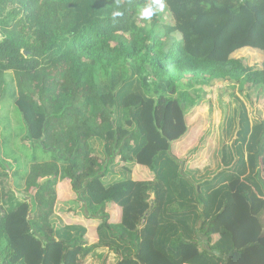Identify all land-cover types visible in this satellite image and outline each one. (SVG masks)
<instances>
[{
    "label": "trees",
    "instance_id": "16d2710c",
    "mask_svg": "<svg viewBox=\"0 0 264 264\" xmlns=\"http://www.w3.org/2000/svg\"><path fill=\"white\" fill-rule=\"evenodd\" d=\"M165 4L172 23L141 15L153 0H0V102L14 99L38 149L12 160L0 135V264H81L96 248L130 264H264V112L247 90L264 86V0ZM222 82L235 89L199 117L215 127L181 158L176 105L198 112ZM83 204L101 220L95 245L65 218ZM110 204L133 239L114 233Z\"/></svg>",
    "mask_w": 264,
    "mask_h": 264
},
{
    "label": "rangeland",
    "instance_id": "374dc122",
    "mask_svg": "<svg viewBox=\"0 0 264 264\" xmlns=\"http://www.w3.org/2000/svg\"><path fill=\"white\" fill-rule=\"evenodd\" d=\"M162 12L166 18V21L172 23V14L169 12V15L165 9ZM237 55L244 57L247 63L250 61L253 62V60H255V58L253 59V56L250 55L246 49L242 50ZM215 85H217L218 88H216V90H209L210 92L208 93V96L210 95V97L208 99V96H206V99H208L206 102H209L213 106L216 104L217 107L218 102L221 99H228L226 97L227 92L235 88H231V84L229 82L217 83ZM247 90L249 92L248 98L250 99L251 109H256L254 106V104H256L258 106L257 108L262 113L264 111V87H254L250 85L247 86ZM175 108L178 110L182 119L184 114L187 113L186 119L188 123L186 124L184 119L181 121V124L180 121L176 122V127L178 130H176L177 136L176 141L174 142L173 151L179 153L180 157L183 159H190L193 158V156H197V154L200 152V147H202L203 144L202 138L208 130L215 127V122H213V119H210L208 122H203L199 119V117H206L208 119L210 118V113H208L209 109L206 110L205 107L198 112L196 110L192 112V108L183 101L180 103V105H176ZM23 126V118L14 99L6 97L2 102H0V135L3 148L8 151L9 156L15 161L16 159L21 160L23 156L25 161L31 160L33 157H36V151H38V149L36 150V148L33 147V145H36L33 144V142H29L27 144L21 140L23 134H20L19 132ZM169 128L170 125L168 122L165 126V131H169ZM193 139L196 142L191 144ZM194 145H196L195 147L198 148H194ZM39 155H43L42 148H40ZM119 227V231L122 233L125 228L122 226Z\"/></svg>",
    "mask_w": 264,
    "mask_h": 264
},
{
    "label": "crops",
    "instance_id": "0c3cea01",
    "mask_svg": "<svg viewBox=\"0 0 264 264\" xmlns=\"http://www.w3.org/2000/svg\"><path fill=\"white\" fill-rule=\"evenodd\" d=\"M264 87V86H262ZM218 87H211V88H205L206 92L204 94L205 100L202 101L200 104H202L203 108L209 109L211 107V104L209 102H206L210 95L208 96V93L210 92L209 90H216ZM220 88V87H219ZM249 93V92H248ZM208 96V99H206ZM199 105L197 106H190L192 108V112L197 110ZM220 106V101L218 102V106L216 107V104H214V108H219ZM255 107H258L256 104H254ZM261 106V105H260ZM190 108V109H191ZM264 110V109H263ZM264 112V111H263ZM174 138L173 140H175ZM180 156V155H178ZM194 157V156H193ZM261 170H262V176L264 178V158L262 159V164H261ZM135 176L138 180H144V179H152L153 175L148 169H144L140 166H137L135 169ZM73 193V189L70 186L69 183L67 184H60L58 185V200L59 201H65L68 200L69 196H71ZM22 197V195L20 194ZM84 207V204H83ZM109 215H110V223H112L113 230L115 231L114 233L119 234V235H124L126 238H132L133 234L130 233L129 231L127 232L124 230L122 233L119 231V226L120 224V218H121V209L119 208L118 205H109ZM236 211V206H230L227 208L219 217L218 221L212 228V235L217 236L219 232V227L218 225L224 223L228 218H230ZM86 210L85 207L84 209L80 208L77 209L75 213H70L65 216V218L68 221H79L85 225L88 226L89 228V243L88 245H95L98 238L96 235V229L100 225L101 220L99 218H94L90 219L86 217ZM107 219V218H103ZM261 220L264 225V212L261 215ZM132 236V237H131ZM200 247L203 249H209L208 245V236L205 233L200 234ZM133 239V238H132ZM81 264H130L129 261L124 260L123 258L118 257L114 252L108 250L107 248H96L94 249L91 253H89L85 258L81 259Z\"/></svg>",
    "mask_w": 264,
    "mask_h": 264
},
{
    "label": "clouds",
    "instance_id": "9594fccd",
    "mask_svg": "<svg viewBox=\"0 0 264 264\" xmlns=\"http://www.w3.org/2000/svg\"><path fill=\"white\" fill-rule=\"evenodd\" d=\"M166 7L165 0H153V5L150 6L147 9H144L141 11V15L144 18H150L153 14L154 11H163ZM116 15H119V13H116Z\"/></svg>",
    "mask_w": 264,
    "mask_h": 264
},
{
    "label": "water",
    "instance_id": "95a60500",
    "mask_svg": "<svg viewBox=\"0 0 264 264\" xmlns=\"http://www.w3.org/2000/svg\"><path fill=\"white\" fill-rule=\"evenodd\" d=\"M21 195L24 196V194H22V193H21ZM154 196H155V195L153 194V197H154Z\"/></svg>",
    "mask_w": 264,
    "mask_h": 264
}]
</instances>
